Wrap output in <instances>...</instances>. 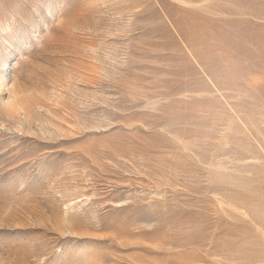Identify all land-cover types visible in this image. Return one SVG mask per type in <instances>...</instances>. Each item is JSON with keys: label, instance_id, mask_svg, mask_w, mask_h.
Returning <instances> with one entry per match:
<instances>
[{"label": "rangeland", "instance_id": "rangeland-1", "mask_svg": "<svg viewBox=\"0 0 264 264\" xmlns=\"http://www.w3.org/2000/svg\"><path fill=\"white\" fill-rule=\"evenodd\" d=\"M0 264H264V0H0Z\"/></svg>", "mask_w": 264, "mask_h": 264}, {"label": "bare ground", "instance_id": "bare-ground-1", "mask_svg": "<svg viewBox=\"0 0 264 264\" xmlns=\"http://www.w3.org/2000/svg\"><path fill=\"white\" fill-rule=\"evenodd\" d=\"M13 99H15V101H16V100H17V99H16V96H15V98H13Z\"/></svg>", "mask_w": 264, "mask_h": 264}]
</instances>
